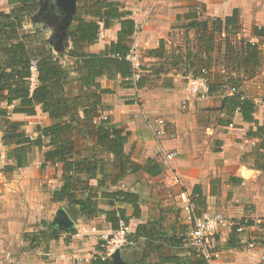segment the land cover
<instances>
[{"label":"crops","instance_id":"1","mask_svg":"<svg viewBox=\"0 0 264 264\" xmlns=\"http://www.w3.org/2000/svg\"><path fill=\"white\" fill-rule=\"evenodd\" d=\"M12 1L0 0V9L9 12L15 5ZM41 1L38 0L39 6L33 16L27 18L24 30L38 32L56 55H63L61 62L72 77L67 89L75 95L81 89L77 64L66 54L72 47L70 28L74 18L65 50L58 53L49 42L56 27H44L46 24L33 21L40 11ZM120 7L130 11L128 17L135 21L129 44L138 42L146 67L144 73H150L153 66L163 71L159 77L151 74V80L141 88L128 86L132 79L128 81L120 74L114 78L98 77L101 87L110 90L103 94L99 111L129 132L125 150L134 161L144 164L152 158L162 164L164 170L157 176L144 171L130 172L117 185L108 187L110 191L123 189L138 194L139 218L133 216L132 204H112L102 197V189L97 190V179L90 180L93 192L83 196L96 193L99 208L122 209L129 217L130 234L140 223L161 221L162 230L168 236H184L185 245L189 247L188 236L193 222L190 213L183 209L185 202L180 194L185 191L198 202L197 210L201 215L221 213L233 221H254L244 228L242 243L234 248L225 247L232 226L221 229L216 234L219 238L215 235L213 239V247L218 248L212 251L217 254L208 259V264H264V248L258 242L264 231L257 223L259 219L264 222V171L254 167V156L247 154L258 141L248 134L256 129V124L244 121L239 112L233 116L231 124H220L218 118L224 114L208 110L222 102L223 96L218 92L191 98L186 107L182 106L189 96L186 75H191L190 66L198 67L203 63L209 68L211 82L237 80V90L254 99L255 118L260 124L264 123V0H120ZM79 10L80 0H77L76 14ZM235 10L237 24L225 28L224 23L221 31H215V19L225 21ZM84 14L87 20L94 19ZM29 22L40 29L30 31L27 29ZM204 22L207 25L201 24ZM120 29V20L115 19L87 50L103 52L117 41ZM44 31H51L52 35L45 36ZM242 40L256 43L257 63L247 60ZM162 42L159 55L149 54ZM10 118L21 123L20 130L33 138L39 135V126L45 127L51 122L40 105L36 106L35 114L17 112ZM157 118L164 119L170 127L164 138L156 136L153 122ZM2 135L0 128V264H93L94 258L103 252L100 235L114 230L111 222L105 214L88 218L67 201H53V191L64 183L62 165L44 160L47 147L31 145L26 164L18 166L12 154L17 145L3 144ZM169 153H175L172 160L166 158ZM196 186H199L197 192L194 191ZM61 208L74 220V228L69 232L59 229L57 239L40 241L39 246L30 247L25 233L39 232L44 228L43 221L53 226L52 221ZM132 241L128 249L121 250L127 263L175 264L164 260L171 249L168 240H151L153 245L162 244V250L150 252L143 262L146 239L134 237ZM249 241L254 245L250 246ZM181 256L189 257L190 253L185 251Z\"/></svg>","mask_w":264,"mask_h":264},{"label":"trees","instance_id":"2","mask_svg":"<svg viewBox=\"0 0 264 264\" xmlns=\"http://www.w3.org/2000/svg\"><path fill=\"white\" fill-rule=\"evenodd\" d=\"M12 2L15 5L9 12L0 9V128L3 130V144L17 145L12 154L17 159L18 166L26 164L31 145L48 148L44 153V160L54 165L61 164L63 169L64 183L53 191V201H67L79 214L88 218L105 214L114 230L119 227L120 218L129 223V217L122 209L99 208L95 199L96 193L83 196L87 192H93L94 188L90 180L97 179V190L102 189V197L112 204L124 202L132 204L133 216L139 218L141 208L138 194L123 189L112 191L107 189L109 186L117 185L130 172L144 171L157 176L164 168L152 158L144 164H139L132 159L130 153L126 152L125 145L128 142L129 132L114 123L109 116L100 113L102 96L110 90L103 89L97 81L98 77L103 75L114 78L118 74L128 81L131 80L132 68L125 55L130 50L129 38L133 35L136 24L128 17L130 11L121 9L120 0H80V10L70 28L72 47L66 53L69 58L76 60L78 80L81 85L80 91L72 95L67 89L72 77L68 67L61 62L63 55H56L48 41L41 40L38 32L31 33L24 30L27 18H31L38 9V0ZM83 13L90 14L94 19L87 20ZM115 19H119L121 23L117 41L112 42L101 53L88 51L87 46L98 40L100 22L104 23V28H110ZM237 21L238 12L235 10L225 21L215 19L213 28L215 31H221L224 23L227 28L230 24H237ZM201 24L207 25L206 22ZM242 46L246 51L247 60L257 63L259 50L256 43L242 40ZM162 48L163 42L149 54L159 55ZM118 55L123 58H119ZM33 59L37 60L38 82L31 89L29 78ZM190 68L191 75L186 76H200L203 69H209L203 63L198 67L190 66ZM145 70L146 67L144 72ZM150 70V73H143L138 81H129L128 86L135 85L141 88L151 80V74L159 77L163 71L162 68L155 66ZM208 81V94L218 92L223 96L218 107L208 109L224 114V117L218 118L220 124H231L237 112L242 115L244 121L256 124V129L249 131L248 134L258 141L247 154L254 156V167L264 171V123L260 124L255 118L256 102L252 98L245 97L240 91L233 93L229 91L233 86L238 88V81L233 78L223 82H211L209 79ZM12 105L14 107L11 109ZM37 105L49 115L51 122L48 126H39L40 133L33 138L20 130L21 123L13 121L10 116L17 112L35 114ZM45 138L48 140L47 143ZM197 188L199 186L194 187V191L197 192ZM192 201L195 204L196 214L200 216L197 210L198 202L195 198H192ZM234 223L225 242L226 248L240 246L244 228L253 225L254 221L236 219ZM43 225L44 228L39 232L25 233L30 247L39 246L40 241L58 238L61 232L59 229L45 221ZM239 228L243 229L238 230ZM260 228L264 231V222L260 224ZM162 229L161 221H149L138 224L135 232L129 234L130 239L134 237L146 239V251L142 262L150 252H158V250L161 252L163 245H153L151 242L158 239L168 240L171 248L164 260L175 264H208V259L199 255L193 248L186 247L184 236H168ZM261 234L258 242L264 248V233ZM185 251L190 253L189 257L181 256ZM93 264H113V260L103 259L97 255Z\"/></svg>","mask_w":264,"mask_h":264},{"label":"built area","instance_id":"3","mask_svg":"<svg viewBox=\"0 0 264 264\" xmlns=\"http://www.w3.org/2000/svg\"><path fill=\"white\" fill-rule=\"evenodd\" d=\"M104 33V27L102 22H100V28L98 35L102 36ZM119 58H123L118 55ZM125 59L129 61L132 68L131 79L136 82L138 81L144 73V62L142 55L139 50L138 42L135 40L131 46L129 52L125 55ZM31 76L29 78L31 89H33L38 82V65L37 60L33 59L31 62ZM208 70L203 69L202 75L200 76H188L186 79V92L188 98L183 100L182 106L186 107L188 101L194 97H203L208 94L209 91V81H208ZM231 92H237L236 87L230 88ZM154 130L158 138H164L169 133L168 123L162 119L157 118L153 122ZM175 153H169L166 158L167 160H172ZM182 200L185 202L184 209L190 213V219L193 222V226L190 230L188 236V245L193 248L199 255L205 257L206 259H211L217 253L212 251L214 236L223 228L228 226H233L235 223L233 220L229 219L221 213L208 214L204 213L202 215H197L195 212V204L185 191L180 194ZM263 221L261 219L257 220L258 224ZM239 228L238 230H242ZM93 230L95 228L93 227ZM130 224L126 220L119 219V227L112 230L110 233H102L100 235V241L103 248V252L99 255L103 259L112 257V254L117 249H124L133 244L132 239H130ZM249 245L253 246L254 243L249 241Z\"/></svg>","mask_w":264,"mask_h":264},{"label":"water","instance_id":"4","mask_svg":"<svg viewBox=\"0 0 264 264\" xmlns=\"http://www.w3.org/2000/svg\"><path fill=\"white\" fill-rule=\"evenodd\" d=\"M52 1L54 2L53 4H55L53 6H57L59 11H61L62 17L61 22H59L58 16L53 17L50 22L53 27H56V33L49 38V42L56 52L61 53L65 50V41L69 38V27L77 12V0ZM46 4L47 3L44 2V0L41 1L40 11L33 17L35 23L41 22V17L44 14ZM44 27H46V25H44ZM52 225L58 229L69 232L74 228L75 223L68 212L64 208H61L57 211L56 217L52 221ZM112 260L113 264H129L123 259L121 249H117L112 254Z\"/></svg>","mask_w":264,"mask_h":264},{"label":"flooded vegetation","instance_id":"5","mask_svg":"<svg viewBox=\"0 0 264 264\" xmlns=\"http://www.w3.org/2000/svg\"><path fill=\"white\" fill-rule=\"evenodd\" d=\"M44 2H46L47 4L45 7L44 14L41 17V23L46 24V26H50L51 25L50 22L55 16H58V20L59 22H61V17H62L61 11H59V8L57 6H53L55 5L53 4L54 2L52 0H44Z\"/></svg>","mask_w":264,"mask_h":264},{"label":"rangeland","instance_id":"6","mask_svg":"<svg viewBox=\"0 0 264 264\" xmlns=\"http://www.w3.org/2000/svg\"><path fill=\"white\" fill-rule=\"evenodd\" d=\"M30 24H28L27 25V29H29L30 31H33V30H37V29H40V26H36V25H33V24H31V22H29ZM44 33H45V36H51L52 34H51V31L50 32H48V31H44ZM249 89H251L252 88V85L250 84L249 86ZM263 98H264V95H263ZM163 183V182H162ZM156 184H158V182H156ZM164 184V183H163ZM160 186H162V184H159ZM160 189H162L161 187H160ZM184 209V208H183ZM186 211V210H185ZM41 228H39V230H40ZM36 232H37V230H36ZM217 236V238H219V235H216ZM215 236V237H216ZM214 245V244H213ZM127 249L129 248V247H126ZM126 248H124V249H126ZM218 248V246H214L212 249H217ZM124 249H122V250H124Z\"/></svg>","mask_w":264,"mask_h":264}]
</instances>
